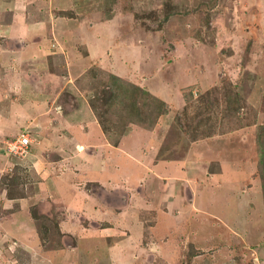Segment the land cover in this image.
I'll list each match as a JSON object with an SVG mask.
<instances>
[{
    "label": "rangeland",
    "instance_id": "rangeland-1",
    "mask_svg": "<svg viewBox=\"0 0 264 264\" xmlns=\"http://www.w3.org/2000/svg\"><path fill=\"white\" fill-rule=\"evenodd\" d=\"M74 1L76 6L67 10L58 9L65 6L57 4L56 15L79 18L90 25L105 22L107 29L102 35L110 38L109 43L106 42L107 47L112 45L113 40H116L117 47L121 46V41L132 47L125 49V55L121 54L119 58L131 64L135 74L131 79L133 82H130L140 89L130 83L121 84L108 69L91 66L80 76L82 78L74 80L73 86L63 88L58 98L55 97L57 104L73 107L79 101L88 103L112 141L117 140L129 124L156 127V134H160L161 138L158 139L157 144H160L157 149H150L154 151L151 158L155 155L157 159L158 156L168 157V163L177 167L175 170H185L181 171L183 174L188 170L189 173L200 171L202 175L196 179L191 175L186 177L187 180L182 178L180 186L185 181L184 192L186 190L187 194L219 202L214 207V215L219 216L222 222H229L235 234L231 242L226 243L225 239L215 241L219 254L216 257L222 261L218 263L214 259L216 257H208L212 247L209 245L201 257V264H264V0ZM60 25L59 22L58 28ZM78 45L79 51L84 54L82 47L85 44ZM50 48L60 51L62 47L54 39ZM161 80L167 82L165 96L173 104L163 101L167 112L160 114V104L149 95L146 87L156 91L158 85L153 86V83ZM164 114L167 117H163ZM163 123L168 127L164 128L167 125ZM226 136H231V141L221 140L213 146L209 143L217 137ZM231 144L237 151L233 157L239 163L251 152L252 161L244 160L250 163L244 164L247 172L244 175L248 177L243 178L238 173L231 175V170L227 168L223 169L219 178L220 166L217 168L214 163L200 160V152L195 153L196 147L205 146L204 149L212 151V157H216ZM5 150L2 148L0 152L3 154ZM48 156V160L56 159L58 152H49ZM177 159L182 160V166L173 161ZM24 164H16L0 176V188L6 187L10 195L20 193V188L25 193L32 185L29 167ZM159 168L162 170L161 165ZM229 175L230 180L237 181L235 191L231 187L227 191L226 187L221 188L222 181H228ZM175 178H171L170 182L174 183ZM207 182L212 189L203 188L206 185L203 183ZM195 183H202L201 190H196ZM143 184L141 181L136 188L126 190V201H118L122 202L119 208H130L140 191V194H145ZM151 187L153 194L157 186L153 184ZM90 188L99 192L96 185H90ZM164 190L165 187H162ZM230 195H234L233 199ZM113 197L107 196L114 201ZM219 197L225 198L220 200ZM42 202L31 207L34 222L25 228L19 226L14 234L10 231L13 223L6 227L8 224L0 222V264H128L127 254L131 245L127 238H123V246L115 251L112 248L103 255L108 250L105 248L100 254L95 239L80 241L65 234L73 226L81 227L80 218L59 224L57 215H63L64 210L61 207L56 210L46 205L44 200ZM12 210L11 207L1 206L0 221L8 219ZM5 221L8 223L10 220ZM140 226L144 228V222ZM220 228L224 234L229 233L223 225ZM34 229H37L35 233L38 236L29 232ZM211 232L205 227L202 238L208 237ZM174 236L168 235L171 239ZM78 241L79 247L73 250L75 255H72L70 250L78 245ZM189 241V236L181 237L179 246L187 254L178 256L179 259L176 256L177 261L173 264H195L194 257L191 258L194 251L188 248ZM44 250L56 252L46 256ZM60 250L63 251L57 252ZM143 260L144 257L140 263ZM150 263L149 259H145L143 264Z\"/></svg>",
    "mask_w": 264,
    "mask_h": 264
},
{
    "label": "crops",
    "instance_id": "crops-1",
    "mask_svg": "<svg viewBox=\"0 0 264 264\" xmlns=\"http://www.w3.org/2000/svg\"><path fill=\"white\" fill-rule=\"evenodd\" d=\"M57 4L65 6L59 7L60 10L76 6L74 0H0V150L5 149L4 144L8 140L18 137L22 132L31 137L30 152L24 159L12 156L6 150L3 154L0 152V176L12 170L16 164L25 163L33 180V187L31 185L25 193L20 188V193L10 195L6 187L0 188V207L13 208L10 211L11 218L5 219L10 221L6 223L2 220L1 224H8L6 227H9L13 223L10 230L12 234L19 230V226H29L34 222L31 207L44 200L46 205L64 210L63 215H57L59 224L80 218L81 227H69L70 231L65 234L80 241L95 239L100 254L104 253L105 248L108 250L103 255L112 248L115 251L123 246V238H127L131 245L130 253L127 254L128 264H143L145 259H149L150 264H173L179 259L178 256L187 254L182 252L179 241L181 237L188 236L190 241L187 244L189 250L195 252L191 254L195 264H201V257L209 245L212 247L208 257L218 256L215 241L225 239L226 243L231 242L235 238L233 228L229 222H222L219 216L214 215V207L219 202L187 194L186 190L184 192L185 181L180 186L182 178L187 180L186 177L191 175L196 179L202 175L200 171L189 173L188 170L183 174L185 170L182 171L181 167L182 172L175 170L177 167L168 163V157L158 156L157 159L155 155L151 158L154 151L150 149H157L160 144H157L158 139L161 138L160 134H156V127L129 124L124 133L112 141L88 103L79 101L73 107L65 105L66 109L62 104H57L55 97L58 98L63 88L73 86L74 80L82 78L80 76L91 66L108 69L113 75L129 81L135 74L132 73L131 64L119 58L121 54L125 55V49L132 47H128L126 41H121V46L117 47L116 40L107 47L106 42L109 43L110 38L102 35L107 29L105 22L90 25L79 18L57 16ZM59 22L60 28L57 26ZM54 39L63 51L50 48ZM78 44H85L82 47L84 54L79 51ZM153 86H156V91L149 86L146 90L164 102L173 104L165 96L167 82L157 81ZM164 125H167L164 128L168 127V124ZM231 138L217 137L209 143L213 146L221 140L231 141ZM232 145L216 157H212L213 152L206 151L208 149H204L205 146L199 149L196 145L194 147L196 154L200 152V160L214 163L217 168L220 166L219 178L223 169L227 168L231 170V175L238 173L243 178L248 177L244 175L247 174L244 164L250 163L244 160L252 161L251 152L239 163L233 157L237 151ZM52 151L58 152V158L46 159ZM178 159L173 161L182 166V160ZM170 168L174 170L166 171ZM231 175L228 181H222L221 184V188L226 187V191L228 187L235 191L237 186L236 180H230ZM171 178L176 179L174 183L170 182ZM141 181L145 185V194H140V191L130 208H119L122 202L118 201H126L124 192L136 188ZM208 183H203L206 184L204 189H212ZM153 184L157 187L152 194ZM201 184L193 185L199 191ZM90 185H96L99 192L92 190ZM162 187H165L164 192ZM108 195H113L114 201L107 198ZM230 197L233 199L234 195ZM219 198L222 200L225 197ZM115 207L119 209L115 210ZM143 222L144 228L140 226ZM221 225L228 234L221 231ZM205 227L212 232L202 238ZM72 228L75 229L71 232ZM35 231L37 229L29 230L38 236ZM173 234V239L168 237ZM80 241L71 248L72 255H75L73 250L78 249ZM55 252L44 250L46 256H52ZM142 257L144 260L140 263ZM214 259L216 262L222 261L217 257ZM117 260L125 263L120 257Z\"/></svg>",
    "mask_w": 264,
    "mask_h": 264
},
{
    "label": "built area",
    "instance_id": "built-area-1",
    "mask_svg": "<svg viewBox=\"0 0 264 264\" xmlns=\"http://www.w3.org/2000/svg\"><path fill=\"white\" fill-rule=\"evenodd\" d=\"M6 151L19 159H24L29 154L31 139L28 133L22 132L18 137L8 140Z\"/></svg>",
    "mask_w": 264,
    "mask_h": 264
},
{
    "label": "trees",
    "instance_id": "trees-1",
    "mask_svg": "<svg viewBox=\"0 0 264 264\" xmlns=\"http://www.w3.org/2000/svg\"><path fill=\"white\" fill-rule=\"evenodd\" d=\"M112 77H113L114 79H118V80L120 81L121 84H122V83H127V84L130 83V84H132V85H135V84L131 83L129 80L124 79V78H120V77L115 76V75H113V74H112ZM135 86H137V87L140 89V87H139L138 85H135ZM148 94H149V93H148ZM149 95L152 96V98L154 97V99L160 104V107L162 108L160 111H158L160 114H161V113H165V112H167L166 104L163 102V100L157 98L156 96L152 95L151 93H150ZM126 98H128V96H127Z\"/></svg>",
    "mask_w": 264,
    "mask_h": 264
}]
</instances>
